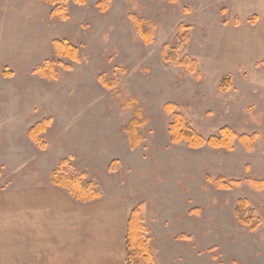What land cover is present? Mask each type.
<instances>
[{
  "label": "rangeland",
  "instance_id": "obj_1",
  "mask_svg": "<svg viewBox=\"0 0 264 264\" xmlns=\"http://www.w3.org/2000/svg\"><path fill=\"white\" fill-rule=\"evenodd\" d=\"M98 1L64 0L67 19L57 21L48 2L0 0V189L34 172L20 170V155L25 144L43 150L27 132L50 118L46 155L64 154L101 192L127 200L153 264H264V0ZM179 25L178 58L194 60L193 72L162 58ZM54 40L77 60L58 57ZM45 59L70 69L58 65L53 81L32 75ZM175 114L203 138L228 127L254 140L245 148L235 138L230 150L171 143ZM239 199L261 220L254 230L234 216Z\"/></svg>",
  "mask_w": 264,
  "mask_h": 264
},
{
  "label": "crops",
  "instance_id": "obj_2",
  "mask_svg": "<svg viewBox=\"0 0 264 264\" xmlns=\"http://www.w3.org/2000/svg\"><path fill=\"white\" fill-rule=\"evenodd\" d=\"M25 150L20 170L33 164L34 172L0 189V264H126L127 200L101 192L81 202L50 182L64 154L47 156L49 145Z\"/></svg>",
  "mask_w": 264,
  "mask_h": 264
},
{
  "label": "trees",
  "instance_id": "obj_3",
  "mask_svg": "<svg viewBox=\"0 0 264 264\" xmlns=\"http://www.w3.org/2000/svg\"><path fill=\"white\" fill-rule=\"evenodd\" d=\"M42 1L53 5L49 13V16L52 19L57 21H64L67 19L64 0ZM58 1L62 2L56 3ZM72 1L79 4L84 2V0ZM98 2L99 7L104 9L107 6L108 1L101 0ZM133 20L135 21L136 25H138L140 28H143V34H148V31L151 28L149 23L135 17ZM182 29L183 26L179 25L176 36L178 44L176 46H171L167 43L162 45V58L166 62H170L173 65L184 66L187 68V70L193 72L196 64L194 60L187 56H184L181 59L178 58V45L185 38L184 34L181 33ZM53 47L58 57H67L72 61L77 60L76 49L72 47L67 40H54ZM58 65H60L64 70L70 69V66L66 63H63L61 60L55 61L52 59H45L32 70V75H35L46 81L56 80L59 76L57 69ZM172 108V104H166L167 111H171ZM50 123V118L42 119L41 121L30 126L28 129V138L40 149H44L46 147L42 135L47 130ZM139 124L140 121L138 119H131L126 128L129 130L131 135H134L133 129ZM168 133L170 136L169 141L171 143H177L183 140L190 148L194 149L207 144L213 148H223L225 150H230L232 147V142L235 138L239 139L245 148H250L251 143L254 140V135H240L237 137L228 127L220 128L216 136L203 138L184 121L180 114L174 115V118L168 126ZM139 136V134L135 133L136 138H133V145L139 141L137 140ZM49 179L53 185L65 189L73 198L81 202L91 201L99 197L101 194L100 185L97 180L94 178L88 179L85 171H81L76 167H73L66 158L59 159L56 166L51 170ZM217 184L220 186H225V188L229 187L228 183H223L221 180H218ZM234 216L239 224L247 227L249 230H254L261 223V220L257 216L256 212L249 210L248 201L246 199H239L236 202ZM136 227L140 228L139 224H137L133 219V211H131V214L127 219V228L125 234L126 264H153V258L147 239L142 237V233H139V230Z\"/></svg>",
  "mask_w": 264,
  "mask_h": 264
}]
</instances>
